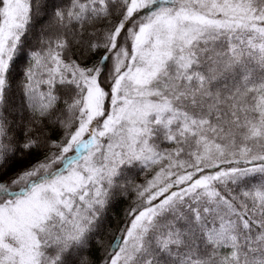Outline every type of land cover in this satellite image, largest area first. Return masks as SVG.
<instances>
[{"label":"snow or ice","instance_id":"snow-or-ice-1","mask_svg":"<svg viewBox=\"0 0 264 264\" xmlns=\"http://www.w3.org/2000/svg\"><path fill=\"white\" fill-rule=\"evenodd\" d=\"M0 264H264V0H0Z\"/></svg>","mask_w":264,"mask_h":264},{"label":"trees","instance_id":"trees-1","mask_svg":"<svg viewBox=\"0 0 264 264\" xmlns=\"http://www.w3.org/2000/svg\"><path fill=\"white\" fill-rule=\"evenodd\" d=\"M23 71V65L18 63L16 72L14 73L15 78L18 80L21 77V73ZM15 87V85H14ZM32 159H35V157H33ZM28 163V161H23V162H17L15 163L12 168L10 169V171H14L16 169L22 168L24 167L26 164ZM146 177L142 174L139 179L137 180V183L142 182ZM150 178V175L149 177ZM135 200V194L134 193H129L126 196L122 197L120 199L119 204L117 205V207L110 213V218H111V225L112 228L117 227L118 223L121 222L123 220V216H124V212L126 209H128L130 206L133 205V201ZM102 255V253L100 252V250L98 249H93V256L94 258L98 261L100 259V256Z\"/></svg>","mask_w":264,"mask_h":264}]
</instances>
